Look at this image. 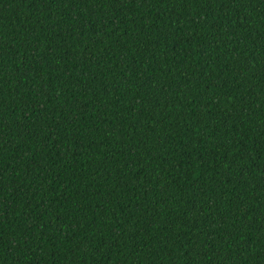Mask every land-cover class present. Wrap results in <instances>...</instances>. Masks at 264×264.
Wrapping results in <instances>:
<instances>
[{
  "label": "trees",
  "instance_id": "1",
  "mask_svg": "<svg viewBox=\"0 0 264 264\" xmlns=\"http://www.w3.org/2000/svg\"><path fill=\"white\" fill-rule=\"evenodd\" d=\"M0 264H264V0H0Z\"/></svg>",
  "mask_w": 264,
  "mask_h": 264
}]
</instances>
